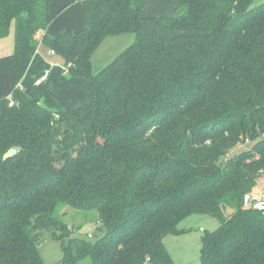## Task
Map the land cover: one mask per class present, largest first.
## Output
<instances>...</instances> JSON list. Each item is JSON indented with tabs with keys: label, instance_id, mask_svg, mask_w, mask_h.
<instances>
[{
	"label": "trees",
	"instance_id": "1",
	"mask_svg": "<svg viewBox=\"0 0 264 264\" xmlns=\"http://www.w3.org/2000/svg\"><path fill=\"white\" fill-rule=\"evenodd\" d=\"M79 1L83 27L53 33L54 0H0V39L15 33L13 91L0 97V264H46L44 236L62 245L53 264H174L165 238L193 214L219 221L200 264H264V211L244 203L264 172V2L180 0L154 17L178 31L165 37L142 26L139 5L134 28V0ZM40 31L67 75L87 80V102L20 87ZM131 31L95 72L102 42ZM66 206L84 223L97 213L104 232L85 236Z\"/></svg>",
	"mask_w": 264,
	"mask_h": 264
},
{
	"label": "rangeland",
	"instance_id": "2",
	"mask_svg": "<svg viewBox=\"0 0 264 264\" xmlns=\"http://www.w3.org/2000/svg\"><path fill=\"white\" fill-rule=\"evenodd\" d=\"M136 5L133 7V25L137 26V5L141 6V24L148 30H156L165 37H173L178 34L175 29H166L158 26L154 17L168 13L174 7H176L180 0H134ZM264 0H254L253 5L258 6ZM62 11H56L60 15ZM57 15V16H58ZM81 26L84 23L79 22ZM63 23L59 20L54 21L51 26V32L59 33L68 30L63 27ZM79 28V27H78ZM77 29V28H76ZM13 36V31L10 33V37ZM136 32L131 31L119 35L108 36L102 44L95 51L92 56L93 70L97 72L101 68L110 64L123 50L129 47L136 41ZM39 40V47L37 54L34 57V64L26 75L22 79L23 84L26 82L28 90H25L32 96H40L42 100L46 102H57L63 106L82 104L88 101L89 98V86L85 78L77 76H69L65 72L66 65L60 56L53 53L52 50L46 45L42 44V37ZM43 63L44 67L51 70L49 80L44 83H39L38 78L41 76V72H35L37 67ZM62 76L67 78L61 79ZM22 85V84H21ZM249 147L245 145L244 148ZM264 179L261 180V182ZM65 220L71 225H79L83 222V216H86L87 212L74 209L71 206H66ZM81 213L82 215H76ZM94 216L86 221L81 227V232L88 237L91 234L100 235L104 232V229L96 230L99 226L97 222V213L89 212ZM219 221L217 218L204 215L193 214L183 220L180 224L181 228L188 229L185 234L173 236L170 234L165 238V244L168 251L173 257L174 264H200V251H201V235L205 229L214 230L218 227ZM96 230V231H95ZM40 252L43 261L46 264H53L59 262L63 258V249L61 242L56 239H52L49 236H44L40 244ZM79 264H91L89 259L82 260Z\"/></svg>",
	"mask_w": 264,
	"mask_h": 264
},
{
	"label": "crops",
	"instance_id": "3",
	"mask_svg": "<svg viewBox=\"0 0 264 264\" xmlns=\"http://www.w3.org/2000/svg\"><path fill=\"white\" fill-rule=\"evenodd\" d=\"M70 1H73V3L69 4ZM51 10L54 12L62 11L60 13V15L57 14L58 16H56L54 21L56 22L59 20L61 23L64 24L63 25L64 28H68V29H72V30H78V29L82 28L84 25L83 24L81 26V24H78V23L79 22L85 23V15H84L83 6L79 0H54V2L51 5ZM54 21H53V23H54ZM12 31H13L12 37H10V34H9V36L0 39V97L11 96L12 91H13V70H14V67H13L14 58L13 57H14V49H15L14 28H12L11 32ZM44 33H45L44 31H40L37 35V38L39 39V38L43 37ZM36 54H35V56H36ZM33 60H34V58H33ZM33 60L30 64L28 70H30V68H32V66L34 64ZM20 87L23 90H24V88H25V90H28L27 83L25 82L23 84L22 80L20 82ZM28 92H30V90H28ZM43 102L44 103H51V102H46L44 100H43ZM183 229H185V228H183ZM186 230H188V229H186ZM173 236H178V235H173ZM201 238H202V235H201Z\"/></svg>",
	"mask_w": 264,
	"mask_h": 264
},
{
	"label": "built area",
	"instance_id": "4",
	"mask_svg": "<svg viewBox=\"0 0 264 264\" xmlns=\"http://www.w3.org/2000/svg\"><path fill=\"white\" fill-rule=\"evenodd\" d=\"M53 53H55L54 50H52ZM72 65H66L64 68L65 72L67 73L68 68ZM51 74V70L48 68H44V70L41 72V76L38 78L39 83L46 82ZM11 105L14 104V101L11 99ZM264 179V172H262L257 187L252 192H249L244 197V203L247 207H252L257 210H263L264 211V180L261 182V180ZM89 237H93V234H89Z\"/></svg>",
	"mask_w": 264,
	"mask_h": 264
},
{
	"label": "water",
	"instance_id": "5",
	"mask_svg": "<svg viewBox=\"0 0 264 264\" xmlns=\"http://www.w3.org/2000/svg\"><path fill=\"white\" fill-rule=\"evenodd\" d=\"M17 152H18V149H17L16 147H14V148H11V149L9 150L8 155H9V156H13V155H15Z\"/></svg>",
	"mask_w": 264,
	"mask_h": 264
}]
</instances>
